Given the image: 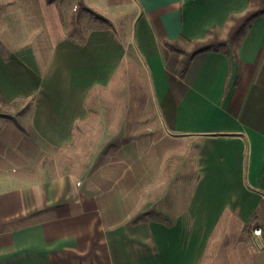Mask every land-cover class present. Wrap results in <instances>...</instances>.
I'll return each mask as SVG.
<instances>
[{"label": "crops", "instance_id": "crops-1", "mask_svg": "<svg viewBox=\"0 0 264 264\" xmlns=\"http://www.w3.org/2000/svg\"><path fill=\"white\" fill-rule=\"evenodd\" d=\"M69 1L93 25L72 24L66 0H0V91L28 103L0 115V264H264V15L240 74L207 50L179 76L165 41L224 34L249 0ZM23 11L34 19L15 41ZM132 62L147 118L122 122L83 168L72 146L90 99Z\"/></svg>", "mask_w": 264, "mask_h": 264}, {"label": "rangeland", "instance_id": "rangeland-1", "mask_svg": "<svg viewBox=\"0 0 264 264\" xmlns=\"http://www.w3.org/2000/svg\"><path fill=\"white\" fill-rule=\"evenodd\" d=\"M98 1L97 5H100V8L105 6L104 0ZM66 2L71 5L72 9L74 6L72 4H75V2L69 0H66ZM102 9V11H105V9L108 10L109 8ZM72 12H76L71 20L72 24L75 25L76 22L79 21L82 26L86 25L87 27V25H93L88 20H85V16L91 15L89 12L75 11V9H72ZM116 12L118 15L117 17L122 19V15L120 14L121 11ZM131 14L132 12L129 11V15ZM75 15L77 16L75 17ZM114 15L116 16V13ZM117 17H115L116 20L118 19ZM33 19L32 14L29 15L25 13V11L20 13L19 17H16V22H13L12 25L8 27L11 29L12 32L9 33L14 36L13 38L15 41L21 39L24 35L23 29L29 27H24L22 24L27 22L29 25V23L31 24L30 21ZM98 22L99 20L95 18V23ZM95 23L94 25H96ZM118 23L121 22L119 21L117 24ZM147 90L148 86L144 80L143 73L139 66H137V64L133 65L132 62L123 66L122 72L109 90H106V92H102V90L96 92V96L90 99L92 109L90 118L84 125H82V127H80V132L78 131V134L75 137V143L72 146V151L77 158L79 166L84 168L87 164L88 158L90 159L91 154L93 152H98L102 147V149L106 148L107 152L111 149L108 147V144L103 145V143H105L103 140H105L107 136L109 138L116 133L122 122L129 120H145L147 118V114L141 111V105H150ZM23 104L25 106L28 105L27 101L23 100H18L17 104L14 106L0 104V112L3 114L16 115L18 109H20ZM177 158L181 159L180 153ZM169 159H172V157H169ZM169 163H172V161L170 160ZM101 164L102 161L97 164L94 163L96 167H99ZM113 166L117 167V164L111 165L110 167L114 168ZM173 180L175 184L180 183L181 177H174Z\"/></svg>", "mask_w": 264, "mask_h": 264}, {"label": "trees", "instance_id": "trees-1", "mask_svg": "<svg viewBox=\"0 0 264 264\" xmlns=\"http://www.w3.org/2000/svg\"><path fill=\"white\" fill-rule=\"evenodd\" d=\"M264 15V0H249L247 8L239 14H232L230 22L224 34L219 26H212L204 38L189 40L179 36L174 40H166L165 45L172 51L182 55L177 74L183 76L191 59L200 52L207 50L226 52L231 60L239 64L238 73L240 74V60L238 50L241 41L251 26L253 20ZM0 104L14 106L17 104L16 99L7 100L0 91ZM0 115H3L0 112Z\"/></svg>", "mask_w": 264, "mask_h": 264}, {"label": "built area", "instance_id": "built-area-1", "mask_svg": "<svg viewBox=\"0 0 264 264\" xmlns=\"http://www.w3.org/2000/svg\"><path fill=\"white\" fill-rule=\"evenodd\" d=\"M260 232H261V229L260 228L254 229V233H256V234H260Z\"/></svg>", "mask_w": 264, "mask_h": 264}]
</instances>
